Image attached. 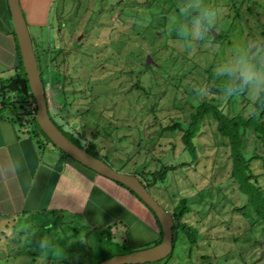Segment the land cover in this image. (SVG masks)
Listing matches in <instances>:
<instances>
[{
  "label": "rangeland",
  "instance_id": "374dc122",
  "mask_svg": "<svg viewBox=\"0 0 264 264\" xmlns=\"http://www.w3.org/2000/svg\"><path fill=\"white\" fill-rule=\"evenodd\" d=\"M251 1L260 13L257 18L245 10V0H62L60 11L55 3L51 26L38 28L43 35H33L50 116L53 113L63 128L72 131L74 125L83 126L86 138L94 134L99 151L123 172L139 171L143 164L149 170L176 165L150 192L170 211L172 203L187 198L191 211L184 219L197 228V244H190L178 232L169 257L140 264H264V223L250 225V218L236 209L246 203V196L229 179L231 159L214 121L205 120L193 139L196 159L181 141V129L200 101L215 99L229 116H249L255 110L257 96H224L213 87L208 73L232 49L264 42L259 34L264 27V0ZM240 2L242 18L233 19L231 6ZM201 5L214 12L210 31L228 33L221 42L206 35L201 43L191 31ZM29 30L33 34L31 26ZM59 47L65 52L64 62ZM54 63L66 75L63 96L49 72ZM204 84L210 88L205 90ZM175 121L180 127L163 129ZM244 143L248 156L259 155L251 160L253 171H264L262 142L246 131ZM103 180L112 189L107 198L111 204L124 199L130 210L148 219L150 213L142 203L128 199L122 188ZM106 214L99 217L102 223L96 230L81 218L53 224L56 217L48 221V214L4 220L6 226L0 221V264H92L151 246L157 239L149 231L136 239L122 229L110 235L103 223L104 219L110 222Z\"/></svg>",
  "mask_w": 264,
  "mask_h": 264
},
{
  "label": "crops",
  "instance_id": "0c3cea01",
  "mask_svg": "<svg viewBox=\"0 0 264 264\" xmlns=\"http://www.w3.org/2000/svg\"><path fill=\"white\" fill-rule=\"evenodd\" d=\"M19 2L28 29L29 26L33 28V34L30 33L33 42L34 34L43 35L38 28L51 26L50 17L55 10V3H59L58 11L64 7L62 0ZM58 33L61 31L58 30ZM18 60L19 52L7 1L0 0V84L15 76ZM115 188L114 192H119ZM111 192L109 183L84 165L64 156L48 143L38 147L21 125L16 113L10 110L5 113L4 108L0 107V221L3 225H7L3 221L8 219L48 214V221L56 217L53 224L63 219L72 222L81 218L96 230L102 223L98 221L99 217L107 213L106 218L110 222H104V219L103 223H107L110 235L122 229L133 239L148 231L158 237L150 216L146 219L140 212L130 210L124 199L120 204H111L107 200ZM121 193L129 196L124 190ZM118 196L114 195L116 198ZM38 224L44 225L41 221ZM112 226L116 228L113 233L109 231ZM72 230L77 232L75 227Z\"/></svg>",
  "mask_w": 264,
  "mask_h": 264
},
{
  "label": "trees",
  "instance_id": "16d2710c",
  "mask_svg": "<svg viewBox=\"0 0 264 264\" xmlns=\"http://www.w3.org/2000/svg\"><path fill=\"white\" fill-rule=\"evenodd\" d=\"M246 7L245 10L257 18L260 13L257 11L256 5L252 3L251 0H245ZM252 3V4H251ZM234 9L235 15L233 19H241V11H242V3H233L231 6ZM196 15L197 12L191 13V15ZM256 23H260L258 19L255 20ZM217 26V25H214ZM210 27H207L204 30L203 35L201 38L199 37V42L205 41L206 35H208L213 42L220 41L222 38H226L228 33L221 31L214 35L212 31H210ZM262 27V26H261ZM260 35L264 36V27L259 32ZM16 48L17 44H16ZM43 67H40L42 72ZM210 78L214 80L212 76V71L208 70ZM25 76V72L23 70L20 56L18 60V64L15 67V76ZM65 76L60 74L58 71L57 78L55 79V86L58 87L60 90V95H65L64 89L62 90L63 81ZM214 88H219L218 84H213ZM28 88V85H27ZM14 94L9 92L3 99H0V107L1 108H8L10 111L15 112L18 120L20 121L21 125L27 130L29 135L35 140L36 145L38 147H42L45 143H48L55 149H57L60 153L64 156L71 158L68 154H66L63 150L58 148L53 142L45 135V133L41 130L37 121L35 119V111L36 107L33 110H30L26 107L25 103L28 104L29 101L35 102L33 95L28 92L27 94H23L19 91V99L17 100L16 95H9ZM244 95L245 93H241ZM14 98L16 100H14ZM17 105L20 107L18 111ZM65 106V102L63 104ZM255 110L249 116H244L241 113H236L234 115L229 116L221 107L215 99L203 100L195 104L194 110L190 113L189 120L186 122L184 128H182V135L181 141L183 143V148L186 150L192 157L193 160L197 158V146L193 142L194 137L200 131L202 124L205 120L212 119L215 123V130L216 133L223 139L222 145L228 148L229 157L231 159V169L229 173V179L233 182L239 192L246 196V203L241 207H236L241 214L246 217L247 219L250 218V225H253L258 222L264 223V171L262 172H254L251 167V160L259 157L258 154L253 153V155L248 156L245 143H244V132L251 131L253 132L257 139L260 140L264 146V96H257L254 100ZM64 107L60 108V111H63ZM51 119L54 121L56 126L75 144L83 147L86 151L91 153L92 155L101 158L103 161L108 163L111 167L118 171H122L120 168H115L111 165L109 161V157L107 154H102L99 151L98 145L95 143V135L93 134L91 138H86L84 134V127L78 128L77 126H72V131L66 130L62 127L60 123L55 121L52 117ZM83 125V124H82ZM177 127H180V123L175 121L172 125H167L163 127L164 130H173ZM104 132L108 135L109 132L104 130ZM83 140L85 143H82ZM73 159V158H71ZM74 160V159H73ZM75 161V160H74ZM79 163V162H78ZM181 163L179 165H183ZM87 168V167H86ZM176 165H166L164 164L161 168L155 170L147 169L144 164L141 165L139 171H129L126 173L135 174L139 180L144 184V186L149 190L150 188L158 184L159 182L163 181L166 176V171L168 169H175ZM89 169V168H88ZM91 170V169H90ZM92 171V170H91ZM94 172V171H93ZM123 172V171H122ZM95 173V172H94ZM97 174V173H96ZM100 178L109 180L113 182L115 185L122 188L130 197L142 203L150 213V220L152 225L158 231V237L154 241V244H157L162 239V232L161 226L159 221L155 215V213L129 188L125 187L123 184L116 182L110 178H107L103 175L97 174ZM150 194L154 197L153 193ZM155 198V197H154ZM156 199V198H155ZM157 200V199H156ZM158 201V200H157ZM171 203L172 198H171ZM159 202V201H158ZM159 204L165 208L172 216L173 219V248L175 243V234L181 232L184 234L186 239L190 242V244H197L198 241V230L195 226L187 222L184 217L187 213L191 211L189 205L187 204V198L181 197L176 204L172 203V210H168L166 206H164L161 202ZM246 208V210H244ZM253 211L255 213V218L250 216L249 211ZM254 218V219H253ZM264 229V228H263ZM256 244V241H255ZM172 248V251H173ZM168 254L166 257H169L172 254ZM111 256V255H110ZM109 257V256H108ZM107 258V257H106ZM204 258H209L208 255H205ZM102 259L97 260L92 264H99ZM164 258L159 259L153 262H162Z\"/></svg>",
  "mask_w": 264,
  "mask_h": 264
},
{
  "label": "water",
  "instance_id": "95a60500",
  "mask_svg": "<svg viewBox=\"0 0 264 264\" xmlns=\"http://www.w3.org/2000/svg\"><path fill=\"white\" fill-rule=\"evenodd\" d=\"M6 1L25 76L16 75L7 82L1 83V99L5 97L7 92L21 91L23 94L30 92L35 99L37 124L53 144L95 173L119 182L133 191L155 213L161 226L162 239L159 243L131 252L113 254L101 260L99 264H140L165 258L173 248V219L171 214L159 204L135 174L114 169L101 158L75 144L56 126L48 113L44 82L20 2L19 0Z\"/></svg>",
  "mask_w": 264,
  "mask_h": 264
},
{
  "label": "clouds",
  "instance_id": "9594fccd",
  "mask_svg": "<svg viewBox=\"0 0 264 264\" xmlns=\"http://www.w3.org/2000/svg\"><path fill=\"white\" fill-rule=\"evenodd\" d=\"M214 12L207 5L198 9L197 22L192 32L201 37L204 30L213 22ZM213 83L218 84L224 96L248 93L264 96V42L253 47H236L215 62L212 68ZM203 88H210L204 84Z\"/></svg>",
  "mask_w": 264,
  "mask_h": 264
},
{
  "label": "flooded vegetation",
  "instance_id": "af4514ba",
  "mask_svg": "<svg viewBox=\"0 0 264 264\" xmlns=\"http://www.w3.org/2000/svg\"><path fill=\"white\" fill-rule=\"evenodd\" d=\"M60 34H62V32L61 33H58V35H59V40H60ZM32 43L33 44H35L34 42H33V40H32ZM33 47H34V45H33ZM61 47V46H60ZM59 47V49H62V48H60ZM63 50V49H62ZM34 51H35V55H36V59H37V63H38V67H39V70H40V67H41V64H40V56L38 55V53H37V51L35 50V47H34ZM60 53L62 54V58H61V62H64V57H65V52H64V50L63 51H60ZM54 60V58L52 59V61ZM59 61V62H60ZM53 63V62H52ZM48 66V65H47ZM47 69H48V67H47ZM59 69V67H58V64H56V63H54V64H51V66H50V68H49V72L51 73L52 72V75L54 74V76H53V81H55V79L57 78V74H58V70ZM60 72V74L62 75L63 74V72H61V71H59ZM40 74H41V76H42V79H43V72H41V70H40ZM64 76H65V79H66V75L65 74H63ZM44 82V81H43ZM44 87H46V85H45V83H44ZM46 89H47V87H46ZM9 92H7L6 93V95L8 94ZM12 93H14L13 95H16L17 96V100L19 99V96H20V94H19V91H17V92H12ZM46 100H47V107H48V113L50 114V107H49V104H48V92H47V90H46ZM9 95H11V94H9ZM14 100H16L15 98H14ZM65 102V101H64ZM51 117L56 121V117L53 115V113H52V115H51ZM58 122V121H57ZM59 123V122H58ZM63 127V126H62Z\"/></svg>",
  "mask_w": 264,
  "mask_h": 264
},
{
  "label": "built area",
  "instance_id": "2783aa9c",
  "mask_svg": "<svg viewBox=\"0 0 264 264\" xmlns=\"http://www.w3.org/2000/svg\"><path fill=\"white\" fill-rule=\"evenodd\" d=\"M26 107H27L28 109H30V110H33V109L36 107L35 102H33V101H29L28 104L26 105ZM115 229H116L115 226H112V227H110L109 231H110L111 233H113V232L115 231Z\"/></svg>",
  "mask_w": 264,
  "mask_h": 264
}]
</instances>
